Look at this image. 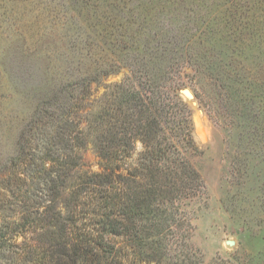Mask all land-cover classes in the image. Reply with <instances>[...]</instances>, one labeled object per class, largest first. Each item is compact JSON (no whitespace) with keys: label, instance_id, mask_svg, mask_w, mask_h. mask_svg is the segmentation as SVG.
I'll list each match as a JSON object with an SVG mask.
<instances>
[{"label":"rangeland","instance_id":"1","mask_svg":"<svg viewBox=\"0 0 264 264\" xmlns=\"http://www.w3.org/2000/svg\"><path fill=\"white\" fill-rule=\"evenodd\" d=\"M89 229L94 264H264V0H0V264Z\"/></svg>","mask_w":264,"mask_h":264},{"label":"trees","instance_id":"2","mask_svg":"<svg viewBox=\"0 0 264 264\" xmlns=\"http://www.w3.org/2000/svg\"><path fill=\"white\" fill-rule=\"evenodd\" d=\"M159 152H161V150H159ZM163 155H165V154H161V157H163ZM124 157H129V153H127ZM66 164H67L66 162L64 163V165L62 164V167H67ZM68 164L70 167V163H68ZM60 165H61V163H60ZM66 169H68V168H66ZM180 171H184V170H180ZM192 172H193V170H192ZM155 174H156L155 177L158 179L160 177H168L170 175V172L156 170ZM129 175H132V174H129ZM64 176H65V174H64L63 170L61 169V171L55 170L54 176L49 178V182L47 184V187H48L49 195H50L49 201H51V202L49 203L50 207L48 208L47 212H50L53 209L52 203L54 202L56 197L59 196L60 187H62V185L64 184V179L66 178ZM134 176L135 175H133V177ZM96 177L100 178L101 181H94V182H90V181L87 182L86 181V182H84L85 185H88V188L90 189L91 192H93L95 190V187H98L100 192L104 193L103 191H101V189L106 187L107 186L106 184L117 185V184H115V182L119 183L117 181V179L110 178V176H107V175H96ZM117 178L122 179V176H117ZM122 183H124L123 180H122ZM79 185H77V186H79ZM180 192H181V190H180ZM149 195H150V197H155V196L158 197V195H155V196L153 194L152 195L149 194ZM77 211L82 213V214H78L77 216H72V215L68 216L67 215L64 218L65 221L68 222L67 225L75 224L78 217H79V221L84 220L85 215H88L90 213L87 211H83V209H81V207ZM68 212L71 213L72 211L70 212V210H69ZM111 215L112 214H103V218L98 219L96 222H98V225L100 226L99 223L102 220L101 224L104 225V227L106 229H108L109 227H111L110 222L112 220H109L110 218H112ZM60 217L61 216L57 212L54 214L48 213L47 219H45L44 217H41V222L45 221L46 225H50L51 220L57 221V220H59ZM35 222L38 223L40 221H34V219L31 220L27 216L23 217L22 220L19 221L17 225H14L12 230H10V234H13V235H11V236L8 235L6 240L10 241V243L12 245V241L14 239L13 237L15 236V233H18L17 231H19L20 229L23 230L25 227L26 228H28V227L34 228L33 224ZM114 222L116 223V221H114ZM77 223H78V220H77ZM117 227H118V225L115 226V228H117ZM112 229H113V227H112ZM80 231L82 233L79 232L76 236L68 237L67 239L65 238L64 232L62 230H57L56 235H55V232H51V234H49L50 237L48 240L47 247L44 248L41 246L42 255L40 256V259H38L39 263L40 264H76L78 261V258L83 256V255H84V257H86L90 261V263L93 261L91 264H94L95 260L97 262L103 260L105 258V256L108 254V252L104 248L105 245L102 241L101 234L94 232V230H91V229L87 230L86 232H83V230H80ZM93 233H97V234L94 235ZM3 236L4 235L0 236L1 239ZM29 247H31V246H29ZM29 247H28L27 252L33 257L36 249H34L32 247L29 248ZM118 264H122V261L119 260Z\"/></svg>","mask_w":264,"mask_h":264},{"label":"bare ground","instance_id":"3","mask_svg":"<svg viewBox=\"0 0 264 264\" xmlns=\"http://www.w3.org/2000/svg\"><path fill=\"white\" fill-rule=\"evenodd\" d=\"M185 93H186V95H187V96H190V94H189V92H188V91H185Z\"/></svg>","mask_w":264,"mask_h":264},{"label":"water","instance_id":"4","mask_svg":"<svg viewBox=\"0 0 264 264\" xmlns=\"http://www.w3.org/2000/svg\"><path fill=\"white\" fill-rule=\"evenodd\" d=\"M185 93V92H184ZM186 94V93H185Z\"/></svg>","mask_w":264,"mask_h":264}]
</instances>
